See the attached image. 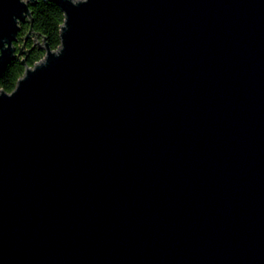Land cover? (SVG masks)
<instances>
[{
    "label": "water",
    "instance_id": "1",
    "mask_svg": "<svg viewBox=\"0 0 264 264\" xmlns=\"http://www.w3.org/2000/svg\"><path fill=\"white\" fill-rule=\"evenodd\" d=\"M50 1L0 90V264H264V0Z\"/></svg>",
    "mask_w": 264,
    "mask_h": 264
},
{
    "label": "trees",
    "instance_id": "2",
    "mask_svg": "<svg viewBox=\"0 0 264 264\" xmlns=\"http://www.w3.org/2000/svg\"><path fill=\"white\" fill-rule=\"evenodd\" d=\"M31 22L21 25L18 35H23L30 28L39 41L44 42L55 50L60 45V26L64 21V15L60 8L50 0H36L30 6ZM30 42L27 43L29 45ZM44 55V50L39 47L26 59V64L32 66ZM21 58H13L0 75V90L11 92L15 87L17 79L24 71Z\"/></svg>",
    "mask_w": 264,
    "mask_h": 264
},
{
    "label": "flooded vegetation",
    "instance_id": "3",
    "mask_svg": "<svg viewBox=\"0 0 264 264\" xmlns=\"http://www.w3.org/2000/svg\"><path fill=\"white\" fill-rule=\"evenodd\" d=\"M37 40V36L34 33L29 32V30L23 35L17 34V38L13 42L16 48L14 58L19 57L26 60L36 50V48H38ZM28 42H30L29 45H27ZM19 52L21 54H18Z\"/></svg>",
    "mask_w": 264,
    "mask_h": 264
}]
</instances>
